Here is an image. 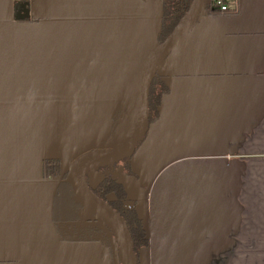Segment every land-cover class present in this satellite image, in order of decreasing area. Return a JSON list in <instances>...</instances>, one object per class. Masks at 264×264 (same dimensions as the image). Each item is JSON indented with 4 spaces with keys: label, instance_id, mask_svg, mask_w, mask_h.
<instances>
[{
    "label": "crops",
    "instance_id": "1",
    "mask_svg": "<svg viewBox=\"0 0 264 264\" xmlns=\"http://www.w3.org/2000/svg\"><path fill=\"white\" fill-rule=\"evenodd\" d=\"M119 1L0 0V264H119L58 238L43 169L61 111L135 100L159 23ZM225 2L159 67L167 93L129 157L148 185L127 203L148 232L135 264H264V0Z\"/></svg>",
    "mask_w": 264,
    "mask_h": 264
},
{
    "label": "trees",
    "instance_id": "2",
    "mask_svg": "<svg viewBox=\"0 0 264 264\" xmlns=\"http://www.w3.org/2000/svg\"><path fill=\"white\" fill-rule=\"evenodd\" d=\"M192 1L161 0L162 14L160 17V32L157 36L158 46L177 27L189 10ZM222 12L215 6L214 0H208L202 8L201 15H219ZM166 93V80L155 74L148 94L147 126L157 119L161 100ZM104 167L100 166V168ZM43 169L49 174L46 177L54 180L52 183L54 189L53 220L56 223L58 238L67 242L101 241L106 243L108 249L113 252V261L122 264L118 240L110 225L103 222L94 213L91 214V218L82 219L80 217L84 205L77 200L75 190L67 176L61 173L59 161L46 160L43 162ZM88 186L93 194L106 203L120 219L127 232L133 254L136 255L140 249L147 247L148 240L145 223L138 217L131 206H127L129 199L123 185L114 176L105 175L94 186L89 184ZM111 237L115 241L114 244L111 242Z\"/></svg>",
    "mask_w": 264,
    "mask_h": 264
},
{
    "label": "rangeland",
    "instance_id": "3",
    "mask_svg": "<svg viewBox=\"0 0 264 264\" xmlns=\"http://www.w3.org/2000/svg\"><path fill=\"white\" fill-rule=\"evenodd\" d=\"M106 3V2H105ZM119 3L123 4L120 0ZM131 3L139 6H146L133 14L144 15L157 18L161 15V0H131ZM122 13V12H120ZM135 111L130 106L124 105L119 109L118 125L115 127V134L112 136L113 141H107L106 146L102 142L107 138L112 122L111 111L106 107L100 108L99 118L93 117L91 112L87 110L76 111V109H69L67 113H59L60 129H61V144H60V166L63 169L74 170L75 166L81 159L97 156L105 151L114 149L124 143L132 132L133 117ZM113 123H116L114 121ZM66 137V140H65ZM111 139V140H112ZM109 142V143H108ZM135 158V156H134ZM125 162H129V170L133 174H129ZM105 175H112L124 186L128 195L129 201L133 197L140 196L146 186V176L143 164L131 158L120 160L116 163V168L111 165L104 169H89L87 171V181L90 186H94ZM42 195L43 210L49 207V186L44 187ZM89 205V204H88ZM86 205L80 216L82 219L91 218V214L95 212L90 205Z\"/></svg>",
    "mask_w": 264,
    "mask_h": 264
},
{
    "label": "water",
    "instance_id": "4",
    "mask_svg": "<svg viewBox=\"0 0 264 264\" xmlns=\"http://www.w3.org/2000/svg\"><path fill=\"white\" fill-rule=\"evenodd\" d=\"M207 1L208 0H193L189 7V10L187 11L183 19L173 30V32L159 46L157 45V36L160 32L161 15L157 18L152 19L159 23V31L155 36V42L153 43V47L151 52L149 53L145 67L143 68L140 76L137 79L135 100L130 104H122V107L124 105H127L133 108V111H135V115L133 117L132 132L128 139L120 146L115 147L114 149L107 150L105 151V153L88 157L86 159H84V157L75 166L74 170L61 168L69 172L67 178L69 179L73 189L75 190L77 200L81 201L84 207L89 204L93 209H95V212L93 213L96 214L98 218L102 219L103 222L110 225L118 240L123 264H135V255L131 250L127 232L115 212L106 203H104L93 194L86 182L85 177H87V171L91 168L104 169L105 167L110 165L113 168V166L116 165L118 161L125 160L126 158L132 156L134 151L142 143L141 142L140 144H138L143 139V136L145 135L147 130L148 94L152 79L155 74L159 76V67L169 56V54L177 47V45H179V43L185 38L187 33L191 30V26H193V24L201 16H205L201 15V11ZM116 115H113L110 125V128L111 126H113V131H115L116 124L118 125L119 123ZM114 121H116V123H113ZM112 136L113 134H109V138L107 137L102 141L104 143L103 146H106L107 141H113ZM100 166L105 167L100 168Z\"/></svg>",
    "mask_w": 264,
    "mask_h": 264
},
{
    "label": "built area",
    "instance_id": "5",
    "mask_svg": "<svg viewBox=\"0 0 264 264\" xmlns=\"http://www.w3.org/2000/svg\"><path fill=\"white\" fill-rule=\"evenodd\" d=\"M214 3L221 11H225L227 9L225 0H214Z\"/></svg>",
    "mask_w": 264,
    "mask_h": 264
},
{
    "label": "flooded vegetation",
    "instance_id": "6",
    "mask_svg": "<svg viewBox=\"0 0 264 264\" xmlns=\"http://www.w3.org/2000/svg\"><path fill=\"white\" fill-rule=\"evenodd\" d=\"M125 167H127V169H128V165H127V163L125 162ZM113 168H116V166L114 165V167ZM128 206V205H127ZM128 207H130V206H128ZM146 231H147V227H146ZM147 240H148V232H147ZM123 264V263H122Z\"/></svg>",
    "mask_w": 264,
    "mask_h": 264
}]
</instances>
